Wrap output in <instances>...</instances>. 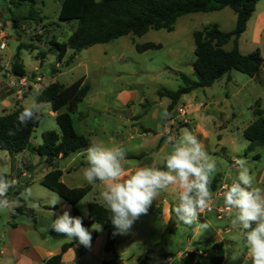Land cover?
<instances>
[{"label": "rangeland", "instance_id": "374dc122", "mask_svg": "<svg viewBox=\"0 0 264 264\" xmlns=\"http://www.w3.org/2000/svg\"><path fill=\"white\" fill-rule=\"evenodd\" d=\"M36 1L34 5L22 3L18 6L15 1L11 4V0H0V115L9 114L19 106L24 107L26 104L36 102V95L49 84L59 82L69 86L85 76L87 78L85 84L90 87V90L79 104L78 112L73 115L75 127L80 133L78 121L80 114L88 116L91 120L90 124L105 127L111 134L122 131L124 125L129 126L126 118L133 112V108L136 109L137 115H141L140 122L143 121L144 125L152 130H159L161 120L165 118L163 110L168 99L160 98L158 92L163 89L176 91L182 83L179 77L181 74L196 80L192 66L195 61L194 33L209 26H217L224 32H231L237 24V15L230 8L211 13L189 14L178 19L172 32L164 29L150 30L142 36L128 35L76 53L69 50L66 58L59 61L55 54L49 53L50 40L56 38L60 42L66 41L77 28V24L59 20L61 0ZM14 18L27 19H22L16 27ZM2 43H6V47L2 48ZM148 43L159 44L161 48L143 53L137 51V46ZM238 43L242 54L246 55L260 49L264 56V0L257 4L248 22L247 30L241 35ZM20 45H32L35 48L34 51L25 49L19 51L20 62L25 67L28 79L25 87L19 85V77H16L12 68ZM234 45L232 40L225 49L230 51ZM42 54L47 55L44 57ZM72 56L74 60L68 65L67 60ZM37 77L40 81H37ZM13 80L16 81V86L12 85ZM124 92H133L138 101L146 99L145 108L149 113L143 114L142 111L145 109L143 107L129 104L128 108L117 102L118 96ZM182 98L174 106L176 108L169 113L167 120L169 119L168 122H170V118H176L180 122V128L185 129L187 125L183 122L186 119L191 120V115L180 117L177 112L178 107H187L192 101L194 105L201 108V112L192 117L196 124L191 123V129L203 143L209 155L217 160L218 171L213 178L216 182L212 184L223 182L221 187L235 180L238 173L235 160L243 158L247 161L250 174L255 178V186L264 187V146L250 152L244 137V131L257 119L255 110L260 108L264 112V67L255 80L243 73L232 71L230 79L225 76L212 87L196 90ZM160 101L163 102L161 105L158 103ZM41 104L44 105L41 113L43 119L27 146L28 152L32 151L36 144L43 143L42 135L45 132L59 133L51 105ZM115 109L123 110L124 113L115 112ZM64 110L66 111L67 108L62 109V112ZM136 138L133 142L135 152L154 147V143L149 141L153 138L152 136H148V139L145 136L143 141L139 137ZM142 142L144 145L140 147ZM0 151L7 153L6 159L0 163L10 169L7 178L12 179L11 165L16 166V162H20V159L14 154L15 159L12 161L10 153ZM31 156L35 155L31 152ZM77 175L79 176V173ZM37 177L38 174L34 176V180L24 179L23 181L38 182ZM219 190L221 192V189ZM223 192H221L222 195ZM13 198L19 199L14 196V193ZM24 202L28 207H31L32 203L39 205V202L30 200H24ZM19 204H21L20 200ZM222 205H224L223 198L213 193L212 208L216 209ZM33 211L30 215H19L18 220L29 223L34 218L42 220L46 216L42 213L40 205L38 208H33ZM159 214V212L150 214L149 211L134 225L142 230L150 224L153 225L157 238L161 230ZM10 215V213H0V232H3L12 221ZM231 219V211L225 214L223 220H219L215 212H202L199 222L207 221L210 228L200 231L195 226L179 222L174 214L171 230L163 236V246L176 258L180 251L189 252L188 257L183 259L184 264H196V258L199 264H214L210 258H204L203 253L202 256L193 254V251L197 249L211 256H224L225 264H243L246 249L242 243L231 239L236 231L232 228ZM226 228L229 231H226ZM221 230L222 233H220ZM102 234L105 236L104 232ZM218 235L226 241L222 251H215L213 245L209 244V241L213 244L218 243L220 241ZM191 236L192 243L188 244ZM182 240L184 243H181ZM141 241L139 237L130 242L121 241L118 251L121 253L123 264H140L142 261L146 264L144 256L141 258L142 261L134 256L143 249ZM163 246L150 250V256H153L152 264H158L155 254ZM231 257L236 259H230ZM87 260H90L88 264H100L99 258L95 255H88ZM68 263L73 264V262Z\"/></svg>", "mask_w": 264, "mask_h": 264}, {"label": "trees", "instance_id": "16d2710c", "mask_svg": "<svg viewBox=\"0 0 264 264\" xmlns=\"http://www.w3.org/2000/svg\"><path fill=\"white\" fill-rule=\"evenodd\" d=\"M20 6L22 3L36 4V0H11ZM262 0H61L59 20L63 22H76L77 28L69 38L60 42L56 38L50 40L49 53L55 54L59 61H63L69 50L79 52L96 45L110 43L128 35L142 36L150 30H167L172 32L179 18L195 13H211L225 8L232 9L237 15L236 28L231 32H224L217 26H209L194 33L195 61L193 72L196 80L181 74V85L176 91L161 90L160 98H168L171 101L169 109L172 110L180 99L193 91L212 87L217 81L227 76L230 79L232 71L243 73L250 78H257L264 67V56L260 49L249 54H242L239 49V39L247 30V25L253 16L257 4ZM27 18H14L15 26L21 20ZM40 40V38H39ZM234 40V47L228 51L225 46ZM161 48V45L148 43L137 46L139 53ZM32 50V45H20L15 55L13 71L18 77H25L26 70L20 62L19 51ZM44 57L47 54H42ZM74 60H67L69 65ZM85 77L80 78L73 84L65 86L59 82L49 84L36 96V102L51 105L52 112L57 113L67 108L66 112L56 117L59 128L57 132H45L42 135L43 143L33 151L54 163L59 158H67L88 147L86 137L79 135L73 122V115L78 111L79 104L87 96L90 87L85 84ZM24 107L19 106L6 115H0V150L9 152L11 155L22 153L27 149L31 138L43 119L29 122L27 126L18 123L19 113ZM257 117L254 124L244 131V137L248 142V150L255 151L257 147L264 146V112L257 108L254 112ZM15 132L9 135V130ZM63 172L54 169L48 173L41 185L58 195L73 208V216H81L83 225L91 231V243L96 236L92 232V225H101L106 233V252H115L119 235L113 236L114 228L110 223V211L97 202L88 206V217L78 210L77 205L91 191V186L71 189L62 181ZM10 195V194H9ZM18 198V194L15 193ZM55 207H48L54 209ZM33 210L25 206L16 208L12 215L16 219L18 215H28ZM15 227V224H12ZM77 246L80 255H83L87 247L73 238L71 243L63 245L61 252L49 258L45 264H63V254L70 248ZM214 264H221L222 256L212 259ZM143 263V262H142ZM145 263V262H144ZM104 264H123L122 258L115 257Z\"/></svg>", "mask_w": 264, "mask_h": 264}, {"label": "clouds", "instance_id": "9594fccd", "mask_svg": "<svg viewBox=\"0 0 264 264\" xmlns=\"http://www.w3.org/2000/svg\"><path fill=\"white\" fill-rule=\"evenodd\" d=\"M43 108V104L35 101L26 104L19 113L18 123L27 126L29 122L38 121ZM163 115L167 118L170 114L164 112ZM8 134L15 132L10 129ZM161 135L167 136V143L171 145V150L162 157L163 167L142 166L130 172L126 168V151L103 140H91L86 149L82 176L89 185L95 187L97 182L103 185L99 196L111 213L113 236L130 233L134 223L148 213L160 193L170 187L177 191L178 203L174 209L177 220L200 231L210 228L207 221L200 223L199 217L213 201L211 184L218 171L216 158L209 155L203 143L187 128L181 129L178 136L168 135L165 128ZM6 157L7 153L0 151V162ZM235 165L237 178L224 186L222 197L225 208L232 213L231 225L236 230L231 239L242 243L246 249L243 264H264V187L255 186V178L245 159H236ZM9 171L0 163V213H14L19 206V199L9 198V190L17 184L16 180L7 178ZM20 196L30 200L33 189L24 188ZM59 203L61 197L52 193L50 208ZM80 204L85 202L81 200ZM31 207L35 209L39 205L32 203ZM82 211L84 216L89 215L87 209ZM50 213L56 216L51 224L55 232L69 240L75 238L85 247L91 246V231L83 225L81 216L73 217L68 210L58 215Z\"/></svg>", "mask_w": 264, "mask_h": 264}, {"label": "crops", "instance_id": "0c3cea01", "mask_svg": "<svg viewBox=\"0 0 264 264\" xmlns=\"http://www.w3.org/2000/svg\"><path fill=\"white\" fill-rule=\"evenodd\" d=\"M253 52V51H252ZM59 64H57L58 66ZM85 77V76H83ZM227 77V76H226ZM82 78V77H81ZM86 78V77H85ZM228 78V77H227ZM80 79V78H79ZM78 79V80H79ZM87 79V78H86ZM255 80V78H252ZM77 81V80H76ZM75 81V82H76ZM86 81V80H85ZM194 92V91H193ZM192 92V93H193ZM190 93V94H192ZM188 94V95H190ZM37 96V95H36ZM186 96V95H185ZM163 99V98H162ZM168 99V98H165ZM183 99V98H182ZM181 99V100H182ZM6 101V100H4ZM117 102L121 103L124 107L129 108V104H133L135 107L140 106L145 108L146 99H141L138 101L137 97L133 92L127 93L124 92L118 96ZM159 105L163 102H158ZM171 105L170 99H168L165 104L164 112L170 113L172 110L169 109ZM180 107H178L179 109ZM177 109V112H178ZM67 111V110H66ZM65 110L63 112H66ZM115 112L124 113L123 110H114ZM62 110L60 112L54 113L57 117L58 114L63 113ZM78 112V111H77ZM76 112V113H77ZM187 112L191 115V120L188 119V123H186L187 128L190 129L193 133L194 131L191 129V123L196 124L193 121L192 117L196 115V113L201 112V108L196 106L191 102L187 105ZM143 114L147 115L149 111L143 109ZM179 114V113H178ZM181 117V115L179 114ZM141 115L136 114V109L133 108V112L126 118V122L129 123L127 127L124 125L123 130L116 133L112 132L108 133V130L105 127H101L99 125H92L91 120L88 116L80 114L78 117L79 128L81 133L76 129L75 123L74 128L79 135L86 137L89 141L93 139L103 140L110 146L115 145L124 149L127 153L126 157V168L128 171H134L137 167L142 166H159L163 167L162 157L166 155L171 150V145L167 143V136H162L161 132L167 128L168 135L178 136L181 129L180 122L176 118H170V122H168L167 118H162L161 126L159 130H152L147 125H144V122H140ZM136 120V121H135ZM74 122V119H73ZM185 123V121L183 122ZM182 123V124H183ZM91 125L93 127H91ZM195 130V129H194ZM104 136V137H103ZM148 139V136H152L153 138L149 141L154 143V147L146 150L143 149L141 152H135V147H133V142L136 141V137H139L140 140L143 141L145 138ZM88 144V146H89ZM140 147H143L144 142L141 143ZM39 144L33 148H37ZM87 149V148H86ZM86 149L74 153L67 158H59L54 163H49L47 159L42 158L37 155L33 150L30 152L27 149L22 152L16 154V157L20 159V162H16V166L14 164L11 165V178L17 181L15 187L9 190V198H13L15 193L18 194V198L20 200L19 207L25 206L28 209H32V207H28L23 197L20 196V193L24 190V188L31 187L33 189V196L30 198V201L39 202L40 208L43 214L46 216L43 217L42 220L33 219L31 222L24 223L23 221L18 220V216L16 219L12 218V215L15 213H10L12 221L8 224L7 228L4 231L0 232V264H45V262L59 254L64 244L71 243L73 241L69 240L63 234H59L55 232L51 228V224L53 220L56 218L55 215H51L50 211L55 214H62L63 211L68 210L70 215L73 216V208L67 202H65L61 198V203L57 204L54 209H48L50 206L49 200L52 195V191L46 190L45 187L41 185V181L43 178L53 171L54 169H59L63 172L61 177V181L71 189L84 188L86 186H91L90 193L82 200L85 204L81 205L80 203L77 205V208L84 216L82 209H87L90 203L97 202L101 204L103 203L100 199L99 193L103 189V185L97 182V185L94 187L89 185L82 176L81 169L86 166ZM31 152L35 155L31 156ZM9 153V152H8ZM11 155V154H10ZM12 161L15 159L13 155H11ZM234 162V161H232ZM32 172V173H31ZM79 173V176L77 175ZM38 174V182H24V179L34 180V176ZM216 181H213L214 183ZM223 182H217V184H211V189L215 196L220 198L223 197L220 190V185ZM40 187V188H37ZM43 188V189H42ZM47 189V188H46ZM50 191V192H49ZM178 203L177 200V191L174 188H169L167 191H163L154 201L153 205L150 207V214H157L159 212L161 216V230L159 231L157 238L155 237V229L153 225L147 226L145 229H139L136 225H133L130 233L126 235H119L117 239V245L115 252H106L105 244H106V233L101 225L95 224L93 226L92 232L95 234L96 239L91 243L90 247H87L83 255H80L79 249L77 246H73L70 248L65 254H63V264H69L68 262H73V264H88L87 256L92 255L96 256L100 260V264H104L105 261H109L115 257V254L121 255L118 251V247L120 246L121 241L130 242L136 240L138 237L142 239L141 244L143 249H141L139 254H135L138 260H141L143 256L146 258V264L153 263V256H150V250H153L154 247L163 246V236L171 230V227L174 222V214L175 207ZM211 204V203H210ZM83 206V208H82ZM105 207V206H104ZM219 207V206H218ZM216 207V208H218ZM106 208V207H105ZM16 210V209H15ZM148 211V212H149ZM206 212V211H203ZM217 218L216 209H214ZM31 213H29L30 215ZM34 214V211H33ZM74 217V216H73ZM88 217V216H85ZM219 219V218H218ZM219 219V220H223ZM12 224H15V227H12ZM226 231H229L226 228ZM105 233L103 236L102 233ZM222 233V230L220 231ZM105 237V239H104ZM220 241L218 243H211L213 245V249L215 251H222L224 249L225 240L219 235L217 236ZM181 243H184L182 240ZM192 243V236L188 239V244ZM187 253V256L180 257L179 255ZM204 258H210L211 261L214 257L209 253L202 252V250L197 249L193 251V254L196 256H202ZM189 252H178L177 258L173 256L172 253H169L165 246L163 248L158 249L155 257L157 259V263L159 264H184L183 259L188 257ZM223 257V261L221 264H225V257ZM160 258V260H159ZM180 260V262H179ZM143 262V263H142ZM140 262V264H144V261ZM196 264H199V260L195 259ZM213 262V261H212Z\"/></svg>", "mask_w": 264, "mask_h": 264}, {"label": "built area", "instance_id": "2783aa9c", "mask_svg": "<svg viewBox=\"0 0 264 264\" xmlns=\"http://www.w3.org/2000/svg\"><path fill=\"white\" fill-rule=\"evenodd\" d=\"M1 47L2 48L3 47H6V43H2ZM16 77H18V76H16ZM27 80L28 79H27L26 76L25 77H19V85H22V86L25 87L27 85ZM37 81H40V78L39 77H37ZM12 83H13L12 85L16 86V81L15 80H13ZM178 113L181 116H183V117L187 116V114H188L187 107H185V106L180 107L178 109ZM185 123H188V120L187 119L185 120ZM223 191H224V186H221V192H223ZM204 211L212 212V211H214V208H212V206L210 204L209 209H206ZM216 212H217L218 218L219 219H222V218H224L225 214H227L228 212H230V210H228L227 208H225L224 205H222V206H219L218 208H216ZM179 256L180 257L187 256V253L182 254V255L180 254Z\"/></svg>", "mask_w": 264, "mask_h": 264}]
</instances>
